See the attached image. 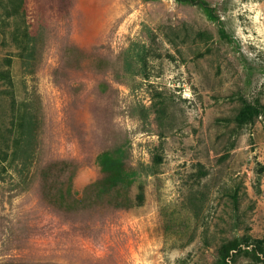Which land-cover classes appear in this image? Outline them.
I'll use <instances>...</instances> for the list:
<instances>
[{"label": "rangeland", "instance_id": "1", "mask_svg": "<svg viewBox=\"0 0 264 264\" xmlns=\"http://www.w3.org/2000/svg\"><path fill=\"white\" fill-rule=\"evenodd\" d=\"M264 0H0V264H264Z\"/></svg>", "mask_w": 264, "mask_h": 264}, {"label": "trees", "instance_id": "2", "mask_svg": "<svg viewBox=\"0 0 264 264\" xmlns=\"http://www.w3.org/2000/svg\"><path fill=\"white\" fill-rule=\"evenodd\" d=\"M264 113V106L245 103L238 113L236 120L239 124L252 122L256 117Z\"/></svg>", "mask_w": 264, "mask_h": 264}]
</instances>
